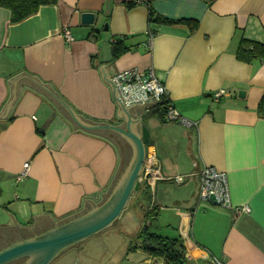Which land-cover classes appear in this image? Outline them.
<instances>
[{
	"label": "crops",
	"instance_id": "1",
	"mask_svg": "<svg viewBox=\"0 0 264 264\" xmlns=\"http://www.w3.org/2000/svg\"><path fill=\"white\" fill-rule=\"evenodd\" d=\"M151 11L167 19H194L198 26L191 31L183 23H160L150 19ZM83 12L96 14L93 24L82 23ZM67 29L71 42L64 37ZM242 38L264 44V0H59L16 23L0 7V252L98 210L134 156L120 131L83 127L29 78L84 123L109 124L130 135L100 67L111 81L117 72L153 67L176 110L192 125L166 121L158 107L122 104L132 120L138 117L140 141L147 127L158 166L146 179L143 163L139 188L119 216L138 208L135 238L124 256H109L107 263L84 252L88 238L46 264H74L75 255L79 264H165L141 248L138 237L145 227L178 239L188 264H264V117L257 111L264 60H240ZM118 39L128 50L112 59ZM22 76L29 78L18 80ZM221 89L227 94L214 99ZM27 161L29 174L18 180ZM205 165L227 173L232 209L213 203L197 207V172ZM177 175L182 183L174 181ZM145 183L150 203L142 202ZM150 211L157 213L154 219L145 216ZM134 241L138 246L130 251ZM142 250L145 259H133ZM29 260L31 255L23 254L5 264Z\"/></svg>",
	"mask_w": 264,
	"mask_h": 264
},
{
	"label": "water",
	"instance_id": "2",
	"mask_svg": "<svg viewBox=\"0 0 264 264\" xmlns=\"http://www.w3.org/2000/svg\"><path fill=\"white\" fill-rule=\"evenodd\" d=\"M95 19L96 14L93 12L81 13L82 23L93 24ZM100 70L102 71L103 77L111 84L114 94L113 96L122 107L121 111H123V114L126 118L127 129L130 135L119 128L109 126V124L108 126H98L84 123L77 117V115L69 108L68 105H65L59 98H57L53 94V92L51 93V91L46 87L40 85V83H38L34 78L22 76L18 80L29 78L34 83L48 91L62 106H64L66 111L70 113L74 120L83 127L97 131L106 130V128L107 130H115L117 132L120 131V133L125 136L133 146L134 156L132 158V161L130 162L116 188L112 191V193L108 196V198L104 201V203L99 207L98 210H94L88 215L56 230L42 234L33 239L14 244L6 250L3 249V251L0 252V264H5L6 262L10 261V259L23 254L31 255V260L28 261V264H46L47 261H50L52 256L56 255V253L65 249L71 244L75 242L85 241L86 239L99 233L103 229L113 225V223L121 215L122 211L127 207L130 198L133 197L135 191L138 190L140 181H138L137 178L142 171V166L145 161L146 146L150 145L151 143L149 132L147 127L144 126L142 141H140V136L136 133L134 127L135 123H137L136 120L138 119V117L135 120H132L130 118L127 112V108L123 107L124 104L117 96L118 94L116 93L117 91L113 82L109 79L108 75H106V69L101 66ZM18 80L14 83L15 86L13 97L8 105V108L15 97ZM239 96H244V91H240ZM121 111H119L118 109L117 113L119 116L121 115Z\"/></svg>",
	"mask_w": 264,
	"mask_h": 264
},
{
	"label": "built area",
	"instance_id": "3",
	"mask_svg": "<svg viewBox=\"0 0 264 264\" xmlns=\"http://www.w3.org/2000/svg\"><path fill=\"white\" fill-rule=\"evenodd\" d=\"M64 37L68 42L73 40V36L69 29L64 31ZM112 82L117 91L120 101L126 107L144 106L159 107L167 99L169 102L164 106V119L166 121H176L186 125L192 123L186 120L176 110L169 99L168 90L165 83L155 73L153 67L145 71L137 68H131L117 72L112 77ZM228 91L221 89L213 94L214 99L227 94ZM158 166L154 147L148 145L144 162L143 177L150 179L157 174ZM30 171V162L27 161L23 165L22 171L18 174L17 179L26 178ZM199 178V191L197 197V207L202 203H213L223 208L232 209L231 195L229 189L228 176L225 171L215 166L205 165L197 172ZM176 183H182L184 177L177 175L174 178ZM213 197V199H212ZM241 210L249 212L248 206L241 207ZM217 264H222L217 261Z\"/></svg>",
	"mask_w": 264,
	"mask_h": 264
},
{
	"label": "trees",
	"instance_id": "4",
	"mask_svg": "<svg viewBox=\"0 0 264 264\" xmlns=\"http://www.w3.org/2000/svg\"><path fill=\"white\" fill-rule=\"evenodd\" d=\"M58 2L59 0H0V7L8 9L11 13V22L16 23L36 13L40 6L57 4ZM132 5L133 3H128V6ZM150 19L160 23H183L188 25L191 31H194L198 26V21L194 19H167L160 15H154L152 11L150 12ZM95 34V32H92L90 36L94 37ZM127 50V46H125L121 39L114 41L111 48L112 59L118 58ZM237 57L245 62L264 60V44L242 38L238 46ZM168 102L169 100L166 99L164 103L158 107L157 111H159L160 115H164V106ZM257 111L261 117H264V93L259 102ZM140 188L142 189L143 197H145L147 195L146 183L142 184ZM145 216L154 219L157 213L155 211H150L145 213ZM138 238L141 239V248L152 256L163 258L165 264H188L184 255V247L178 239H169L155 233H150L147 227L144 228ZM137 246L136 243L132 244L129 250H135Z\"/></svg>",
	"mask_w": 264,
	"mask_h": 264
},
{
	"label": "rangeland",
	"instance_id": "5",
	"mask_svg": "<svg viewBox=\"0 0 264 264\" xmlns=\"http://www.w3.org/2000/svg\"><path fill=\"white\" fill-rule=\"evenodd\" d=\"M133 201V200H132ZM151 197L146 199V196L142 199V202L150 203ZM134 202V201H133ZM138 207V206H137ZM136 207L127 209L124 214L119 218V222L115 223L114 226L102 230L97 235L91 236L84 245L86 246L85 253L90 254V257L95 256L100 259V262H109L108 257H122L127 252V246L130 244L129 241L135 237L132 235L135 233L137 228L141 225V219L139 213H137ZM164 231V230H163ZM136 241V240H135ZM135 241L133 243H135ZM137 242V241H136ZM108 246V247H107ZM81 248L74 249L77 253ZM145 252V251H144ZM143 250L133 256L135 260H144L145 252ZM148 254V253H147ZM146 254V255H147ZM80 256L75 255L74 264H79ZM138 262V261H137ZM99 264V262H97Z\"/></svg>",
	"mask_w": 264,
	"mask_h": 264
}]
</instances>
